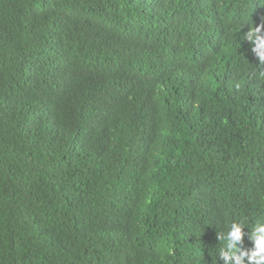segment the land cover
Segmentation results:
<instances>
[{"label": "trees", "instance_id": "1", "mask_svg": "<svg viewBox=\"0 0 264 264\" xmlns=\"http://www.w3.org/2000/svg\"><path fill=\"white\" fill-rule=\"evenodd\" d=\"M262 22L259 0H0V264H223L217 233L264 218Z\"/></svg>", "mask_w": 264, "mask_h": 264}, {"label": "clouds", "instance_id": "2", "mask_svg": "<svg viewBox=\"0 0 264 264\" xmlns=\"http://www.w3.org/2000/svg\"><path fill=\"white\" fill-rule=\"evenodd\" d=\"M259 3L264 6V0H259ZM249 22L250 19L245 20L243 26ZM242 39L252 44L251 51L261 68L259 75L264 77V22L253 24L248 31L243 32ZM246 227L251 229L250 234L245 232ZM246 235L252 241L251 248L243 247ZM217 239L220 247L215 255L212 253L213 262L218 257L223 264H264V218L255 220L241 218L227 222L226 231L218 232Z\"/></svg>", "mask_w": 264, "mask_h": 264}]
</instances>
